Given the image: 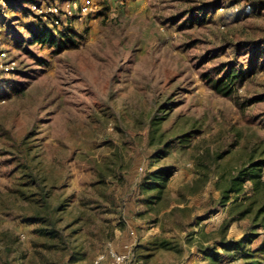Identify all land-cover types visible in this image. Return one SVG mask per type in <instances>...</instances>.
<instances>
[{"label":"rangeland","instance_id":"obj_1","mask_svg":"<svg viewBox=\"0 0 264 264\" xmlns=\"http://www.w3.org/2000/svg\"><path fill=\"white\" fill-rule=\"evenodd\" d=\"M3 1L18 69L0 71V264H111V243H132V264H213L202 251L252 183L227 206L222 190L242 168L264 176V0H94L87 15L80 0ZM49 6L60 27L37 11ZM42 26L74 43H35ZM232 68L247 78L226 98L205 76ZM163 168L149 203L138 188ZM217 251L214 264H244Z\"/></svg>","mask_w":264,"mask_h":264},{"label":"trees","instance_id":"obj_2","mask_svg":"<svg viewBox=\"0 0 264 264\" xmlns=\"http://www.w3.org/2000/svg\"><path fill=\"white\" fill-rule=\"evenodd\" d=\"M259 6L264 7V1H259ZM205 21L207 20L204 18L191 20L194 23H204ZM60 33L55 34L47 26H42L39 32H32V38L35 43L50 45L58 50L63 49L66 43H74L71 34ZM222 72L225 73L216 72L217 75L215 76L206 74V81L216 94L230 98L234 95L236 87L243 85L247 77L244 73L233 68ZM263 100L264 97L255 99L256 102ZM262 171L263 168L258 164L250 168H242L231 178L228 187L222 190L220 204L227 206L232 195H240L244 191L245 183L248 181L252 183V195L250 197L245 201L236 198L230 204L229 217L223 221L219 229V237L216 238L218 244L206 247L202 251L205 257H212L214 263L221 258L217 249H222L227 254L232 251H243L244 264H264V176ZM173 175L174 172L171 168L160 169L146 176L138 190L141 194L144 192L154 193L148 199L149 203L161 202ZM249 217L251 220L243 238L240 240L228 239L230 228L238 221L246 220ZM41 219L44 220L42 217ZM259 230L262 233L257 232ZM255 241H259V245L255 249L246 248V243L252 244Z\"/></svg>","mask_w":264,"mask_h":264},{"label":"built area","instance_id":"obj_3","mask_svg":"<svg viewBox=\"0 0 264 264\" xmlns=\"http://www.w3.org/2000/svg\"><path fill=\"white\" fill-rule=\"evenodd\" d=\"M110 1V0H108ZM7 3L0 2V71L5 75L14 74L17 71V62L12 60L9 57L8 52L3 49L4 44V31H5V22L3 20L5 16V8ZM94 7V0H83L79 10L80 14L87 15L92 8ZM38 13L42 14L41 17L44 19H50L51 26L54 28L60 27L63 23L62 12L57 6H49L47 10H44L42 7L38 8ZM71 15V12H68ZM66 16V15H65ZM107 257L109 258L111 264H132L135 254H134V245L132 243L126 244L123 246L122 250L115 248L114 244L111 243L107 247ZM105 259V256L99 258L96 264H100Z\"/></svg>","mask_w":264,"mask_h":264}]
</instances>
